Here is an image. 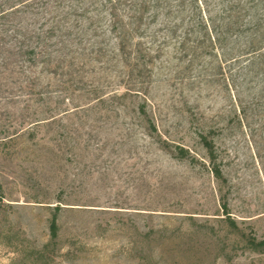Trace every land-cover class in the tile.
Segmentation results:
<instances>
[{"label":"rangeland","instance_id":"1","mask_svg":"<svg viewBox=\"0 0 264 264\" xmlns=\"http://www.w3.org/2000/svg\"><path fill=\"white\" fill-rule=\"evenodd\" d=\"M56 11L0 20V264H264L250 243L264 240V72L241 58L247 40L195 57L164 17L125 54L107 21L24 38ZM20 44L34 65L4 51Z\"/></svg>","mask_w":264,"mask_h":264},{"label":"trees","instance_id":"2","mask_svg":"<svg viewBox=\"0 0 264 264\" xmlns=\"http://www.w3.org/2000/svg\"><path fill=\"white\" fill-rule=\"evenodd\" d=\"M0 4V20L9 28L10 16L15 13H26L31 4H36L38 9L52 4L55 9L54 25L49 30L38 34L27 32L24 38L28 41L50 40L56 32L59 36L71 37L69 28H79L80 21L88 22V30L98 28L102 22H108L109 33L119 40V50L125 54V48L134 40H143L146 34L145 28L156 23L159 17H164L168 23L163 31L175 40H197L196 45L201 50L195 53V57L207 55L210 51L222 47L231 40H247L248 47L242 50L241 58H251V66L260 67L264 72V0H6ZM34 2V3H33ZM69 4L68 6L67 3ZM16 3L19 7L14 5ZM13 4V5H12ZM4 5H11L3 10ZM20 6L21 9L20 10ZM66 8H65V7ZM16 7V8H15ZM65 8V10H63ZM43 13V12H42ZM38 14H41L38 12ZM20 33V32H19ZM95 37L98 35L95 33ZM152 40L155 37L152 36ZM236 42V41H235ZM24 45V42H22ZM238 42H236V45ZM28 47V46H27ZM235 50V49H234ZM3 51V49H2ZM7 55L27 57L29 63L35 64L36 52L32 48L24 49L20 44L17 53L4 50ZM134 54V53H133ZM132 53L126 56L131 58ZM10 56L6 59L10 60ZM50 63V60L48 61ZM136 67L138 61L136 60ZM135 67V65H134ZM141 115L147 117L145 105L139 107ZM152 130L156 132L153 124ZM201 142L208 154L210 172L220 183L224 182L221 168L216 162L214 144L205 136H200ZM178 157L186 158L187 152L178 149ZM221 209L224 210L227 221L234 226L228 216L225 198H221ZM61 208L59 205L53 208V214L49 222V236L55 242L58 238V218ZM252 246L264 247V240L255 242Z\"/></svg>","mask_w":264,"mask_h":264}]
</instances>
